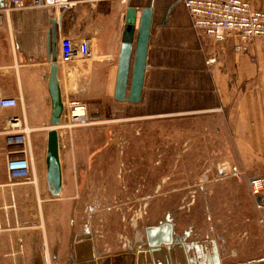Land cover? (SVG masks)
Instances as JSON below:
<instances>
[{"label":"crops","instance_id":"0c3cea01","mask_svg":"<svg viewBox=\"0 0 264 264\" xmlns=\"http://www.w3.org/2000/svg\"><path fill=\"white\" fill-rule=\"evenodd\" d=\"M245 1L264 10V0ZM4 7L0 8V98H15L19 103L14 107H0V264H110L113 255L137 253L147 242V239L136 237L124 244L121 240L122 245L112 249V245L100 241L98 228L87 227L90 217H79L81 212L77 211L76 200L82 193L76 183L88 174L80 172L76 166L89 160L86 144L90 143L87 135L90 136L92 130L64 127L65 116L57 128L62 189L58 195L50 190L46 165L51 128L47 54L53 18L56 20L58 76L65 104L70 99L83 100L88 116L101 119L102 124L194 115L193 127L187 124L185 128L193 129L194 135L200 137L205 133H224L218 129L221 125L216 121L223 117L228 127L226 133L256 135L257 146L264 149V37L254 39L248 51L236 53L232 38L218 43L198 35L183 0H81L67 8L30 7L13 9L9 13L2 10ZM144 7L151 8L152 22L141 98L139 102H119L114 99V93L128 10L134 8L137 11L136 40L140 11ZM65 36L74 39L93 36L95 56L84 61L62 62L60 39ZM134 51L135 45L127 97ZM98 86L104 87L103 92L108 97L96 106L91 104L92 99L86 93L93 92ZM14 116L20 117L22 124L32 129L27 141L15 138L11 143V135L7 133L8 119ZM16 132L14 136L20 137V131ZM201 138L181 144L184 149H201L202 140L197 141ZM247 140L239 148H252ZM24 150H30L33 157V174L29 180L12 178L7 162L28 156ZM77 150L82 152V158L78 157ZM108 161L110 159L106 157L102 160L103 163ZM234 177L247 185L221 178L205 190L195 187L154 196V182L148 183L150 189L145 195L153 198L145 210L148 223L152 226L166 224L165 230L160 228L151 233H173L183 238L189 264H233V261H225V249L211 237V228L202 226V212L197 210L206 204L214 206L220 197L234 199L243 208L240 199L244 198L245 188L250 189L251 177L245 181H241L239 174ZM185 178V182H193L197 176ZM133 192L137 194L131 196L137 199L145 191L140 195L137 190ZM177 194L180 199L193 198L191 207L199 214H195L190 223L171 217L166 219L171 199Z\"/></svg>","mask_w":264,"mask_h":264},{"label":"rangeland","instance_id":"374dc122","mask_svg":"<svg viewBox=\"0 0 264 264\" xmlns=\"http://www.w3.org/2000/svg\"><path fill=\"white\" fill-rule=\"evenodd\" d=\"M103 88L98 86L93 92L86 93L92 99L91 104L97 106L107 100ZM218 110L222 112L220 108ZM89 118L92 122L86 126L92 130L90 136L87 135L90 143L86 144L89 160L81 161L76 166V169L88 175L76 183V188L82 193L76 200V206L77 211L81 212L79 217H90V226L87 227L98 228L101 231L100 241L109 243L115 250L122 245L121 240L123 244L136 237L146 240L148 233L160 228L165 230V223L158 226L148 223L145 210L153 200L151 195H145L150 189L148 183L154 182L152 190H155L156 196L158 193L163 195L177 190H193L195 187L205 190L216 185L221 178H228L230 182L234 180V184L247 185V182H238V177H234L236 174L240 175L241 181L264 176V149L257 146V136L226 133L228 127L223 117L216 121L221 125L218 129L224 130V133H205L201 135L202 138L194 135L193 129L185 128L187 124L193 127L194 115L108 124H102L101 119ZM195 138H201L197 139L202 140L201 149H184L181 142H193ZM246 138L252 148H239L243 142L246 143ZM76 153L82 158V152L77 150ZM105 157L110 162L103 163ZM189 175H196L197 178L193 182H185V176L188 178ZM136 190L139 195L145 192L136 199L131 196L137 194L133 192ZM240 201L244 204L243 208L234 199L222 197L216 199L214 206L206 204L198 208L197 212H202V226L211 228V237L220 248L225 249L227 263L264 264V225L260 223L261 212L248 187ZM191 202L193 198L180 199L177 194L171 199L170 213H167L166 219L171 217L192 222L193 216L199 213L193 211Z\"/></svg>","mask_w":264,"mask_h":264},{"label":"built area","instance_id":"2783aa9c","mask_svg":"<svg viewBox=\"0 0 264 264\" xmlns=\"http://www.w3.org/2000/svg\"><path fill=\"white\" fill-rule=\"evenodd\" d=\"M81 0H7L2 9L9 13L13 9L30 7L60 9L67 8ZM127 2L128 0H122ZM192 26L200 36H207L213 41L224 43L228 38L235 40L234 50L245 52L256 38L264 37V10L254 8L245 0H183ZM96 53V40L93 36L79 39L61 37V61L71 63L92 59ZM213 61V60H211ZM19 101L15 98H0V107H14ZM65 104V103H64ZM64 127L73 129L90 125L87 105L80 100H68L65 104ZM20 117L8 119V134L13 143L15 138L28 140L32 129L22 124ZM20 131V137L14 134ZM28 156L9 159L7 170L12 178L29 180L33 174V157L30 150H24ZM30 153V154H29ZM252 196L261 212L260 223L264 224V176H254L249 180Z\"/></svg>","mask_w":264,"mask_h":264},{"label":"water","instance_id":"95a60500","mask_svg":"<svg viewBox=\"0 0 264 264\" xmlns=\"http://www.w3.org/2000/svg\"><path fill=\"white\" fill-rule=\"evenodd\" d=\"M6 0H0V8L5 6ZM140 22L135 40V22L137 11L134 8L128 10L127 24L124 35V43L120 54L118 75L114 93V99L119 102H139L144 84L147 65V51L150 40V27L152 22L151 8L141 9ZM52 30L48 35V54L50 69L47 77V88L51 103V128L48 131V146L46 155L47 177L50 190L58 195L62 189V168L60 159V138L58 126L61 124L64 114V99L59 81L57 63V37L56 20H51ZM135 40V44H134ZM135 45L134 59L129 96H126L128 78L131 70V60ZM168 226V225H167ZM171 230V226L169 225ZM172 232V231H171ZM183 238L173 233H148L147 242L142 244L135 252H125L113 255L110 264H189L182 244ZM164 246V247H163ZM178 251V254H176ZM93 257V254H92ZM162 259L164 261H162Z\"/></svg>","mask_w":264,"mask_h":264},{"label":"bare ground","instance_id":"6f19581e","mask_svg":"<svg viewBox=\"0 0 264 264\" xmlns=\"http://www.w3.org/2000/svg\"><path fill=\"white\" fill-rule=\"evenodd\" d=\"M59 126H60V125H59ZM59 126H58V127H59ZM61 168H62V164H61Z\"/></svg>","mask_w":264,"mask_h":264}]
</instances>
